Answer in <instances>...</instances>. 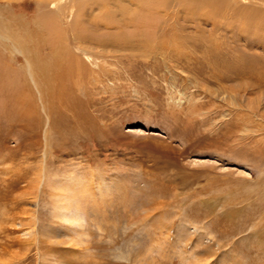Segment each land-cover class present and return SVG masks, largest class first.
<instances>
[{"label":"rangeland","instance_id":"1","mask_svg":"<svg viewBox=\"0 0 264 264\" xmlns=\"http://www.w3.org/2000/svg\"><path fill=\"white\" fill-rule=\"evenodd\" d=\"M48 1L0 0L53 75L0 123V264H264V0Z\"/></svg>","mask_w":264,"mask_h":264},{"label":"bare ground","instance_id":"2","mask_svg":"<svg viewBox=\"0 0 264 264\" xmlns=\"http://www.w3.org/2000/svg\"><path fill=\"white\" fill-rule=\"evenodd\" d=\"M59 1H62V0H50L48 2L51 4V6L56 7L57 3ZM43 3H45V2H43ZM67 3H68V0H67ZM45 5H46V3H45ZM58 7H59V5H58ZM40 12H42V11H40ZM52 13L53 12L49 11V10L45 11L43 14V18L44 17L47 18L49 16H52ZM10 19H11L10 17H8L6 14H4L3 12L0 11V123H6L11 128L15 127V125L20 126V127L21 126L27 127L28 125L26 126V123L28 124L29 121H31V115L34 114L35 112H37L36 108H38V105L42 109L43 113L45 114L47 121H50L51 115H50V112L48 109V105H45L43 93L41 92L43 87H44V84H45V86H48L49 83L51 82L50 78L52 79V76H53L52 75L50 77V71L48 70L49 69L48 59L47 58L40 59V56L37 55V48H34L33 46H31L27 41L26 42L24 41V43H23L21 41L22 39L20 37H17V35H15L14 31L12 32V30L11 31L8 30V29H11V27H13L12 24H14V21L10 20ZM37 19H39V18H37ZM154 19H157V18H154ZM145 22L142 19H140V20L138 19L136 21V24H139V23L144 24V25L147 23L152 24L150 20L145 21ZM36 23H38L37 20H36ZM144 33H146V32H144ZM118 35H116V36H118ZM75 36H76V38L78 37V39H80V38L84 39V37H87L86 35H82V34H78ZM27 38H28V36H27ZM152 38H154V37H151V40H152ZM58 39L60 40L59 37L57 38V41H58ZM148 39H150V38H147V40ZM57 41L55 38H53L52 40L49 39L51 47L53 46L54 43H57ZM148 41H150V40H148ZM153 42H154V39H153ZM156 45H157V43L153 46L156 47ZM7 46H9V49L13 52V54L18 53L19 55L23 56V59H24L23 64H20L19 66H16V67H15V65H13L14 64L13 61H15V59H13L14 57L13 58L10 56L8 57L9 54L7 55V52L6 53L4 52V49H5V47L7 48ZM55 46H58V45H55ZM51 50L54 51L53 48ZM69 57H71V58L73 57L72 60L77 62L78 67L80 65L79 68L83 69V67L86 66V64L84 63V61L82 60L80 55L69 52ZM240 70L244 71V69H240ZM59 71H60V69H59ZM19 72H21V74H22L21 79H19V77H20ZM19 80H21V81H19ZM48 81H50V82H48ZM35 95L37 96V101H38L37 104H36V96ZM18 142L19 143L17 144V146H20L21 142L20 141H18ZM16 167H18V166H16ZM44 170H45V168H44ZM15 172L18 173V171H15ZM11 174H12V171H11ZM40 174H41V177H40V181H41V179L45 177V172L43 171L42 168H41ZM59 205H60V207H65V205H63L62 203ZM76 217H78V216H76ZM198 228L200 229V227H197V229ZM22 234L28 236L30 234V232L28 230H25L24 232H22ZM168 236H169V234H168Z\"/></svg>","mask_w":264,"mask_h":264}]
</instances>
